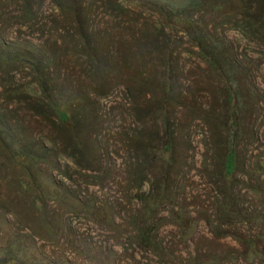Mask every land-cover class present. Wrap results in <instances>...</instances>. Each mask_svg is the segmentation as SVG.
Listing matches in <instances>:
<instances>
[{
	"label": "rangeland",
	"instance_id": "obj_1",
	"mask_svg": "<svg viewBox=\"0 0 264 264\" xmlns=\"http://www.w3.org/2000/svg\"><path fill=\"white\" fill-rule=\"evenodd\" d=\"M29 2L0 0V54L34 62L0 65V134L31 172L0 149V261L264 264V0Z\"/></svg>",
	"mask_w": 264,
	"mask_h": 264
},
{
	"label": "trees",
	"instance_id": "obj_2",
	"mask_svg": "<svg viewBox=\"0 0 264 264\" xmlns=\"http://www.w3.org/2000/svg\"><path fill=\"white\" fill-rule=\"evenodd\" d=\"M30 0H24L23 3V8H22V15L24 20H29V17L31 16V11L30 8H28L29 6V2ZM6 55V54H5ZM20 56H24V57H19L17 55L15 56H2L0 54V65L2 66H9L15 63H22V62H30L29 66H33L34 62L33 59H30L32 57H27L25 55H20ZM210 61V66L211 68H216V62L214 60H209ZM217 69V68H216ZM41 84V83H40ZM28 91L24 93V96L28 99V100H32L35 101V103L37 104V106L39 107V110H44L49 113V116L52 117L54 122V127L56 126H60L63 134H64V139L66 142H68L70 144L69 148L71 146H75V148L80 147L81 142L79 141L78 137L75 135V131L74 128H72L71 126H68L66 121L69 118V113L68 111L64 110V108L61 106V103H58L59 100H54V99H49L48 97V101L46 102L45 99L43 100L42 98L38 97L39 95L37 94L36 91L32 90L31 85L27 86ZM229 92V89H227ZM44 111V112H45ZM230 122V121H229ZM0 149L1 152H3L4 156H6V158H8L9 160H13L15 162H17V160L19 162H17V165L19 167H21V169H23L24 173L30 176V170H29V166L26 165L24 166V164H22L21 162V158H22V154L19 151H13L10 147V145L7 142V139L3 138V136L0 134ZM264 160V157L263 159ZM236 155L234 153V151L229 148L227 149V152L225 154V156L223 157V180L225 181V183L228 181V177L232 176L233 171L235 170V166H236ZM18 188L24 191H28V189H30L31 187L36 190L38 197L41 196L42 194V190H41V186L35 182V180H32L31 183H27L26 181H18ZM38 198H35V200H33V204L34 206L38 204ZM146 234V233H145ZM145 241L149 242L151 241V239H149L148 235H146L145 237ZM241 246H243V244H241ZM244 246L248 245L246 243H244ZM250 246V245H249ZM12 252V258L8 261H6L5 259L0 261V264H6L7 262L11 263V261H15V258H18L16 256H18V249H15ZM255 252L251 251V255H254ZM14 258V259H13ZM212 259L208 260V261H201L195 258H192V260L190 261L192 264H206V262H208L207 264H213V262L211 261ZM262 263H264L263 259L261 260ZM260 261V262H261ZM8 264V263H7Z\"/></svg>",
	"mask_w": 264,
	"mask_h": 264
}]
</instances>
